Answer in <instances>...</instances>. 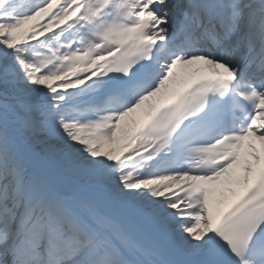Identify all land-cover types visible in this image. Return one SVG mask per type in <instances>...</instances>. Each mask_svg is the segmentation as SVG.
<instances>
[{"label": "snow or ice", "instance_id": "1", "mask_svg": "<svg viewBox=\"0 0 264 264\" xmlns=\"http://www.w3.org/2000/svg\"><path fill=\"white\" fill-rule=\"evenodd\" d=\"M0 264H264V0H0Z\"/></svg>", "mask_w": 264, "mask_h": 264}]
</instances>
